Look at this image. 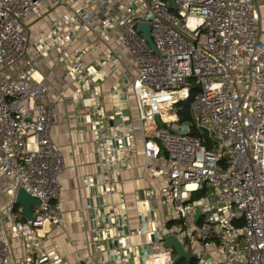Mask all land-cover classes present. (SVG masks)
Returning <instances> with one entry per match:
<instances>
[{
    "label": "built area",
    "instance_id": "2783aa9c",
    "mask_svg": "<svg viewBox=\"0 0 264 264\" xmlns=\"http://www.w3.org/2000/svg\"><path fill=\"white\" fill-rule=\"evenodd\" d=\"M174 2L176 10L170 0H0V193L8 197L0 204V264H58L46 243L64 225V163L51 138L47 78L35 60L55 56L81 90L94 84L90 97L98 104V71L85 63L92 46H79L85 32L108 46L102 60L125 66L147 168L166 179V224L157 217L146 222L142 214L145 245L153 251L156 244L166 264L176 263L163 246L169 236L194 255L187 264H264V0ZM42 13L50 14V25L36 38L30 16ZM142 24L150 26L156 49L138 31ZM112 34L123 54L111 48ZM193 80L199 89L192 103L195 128L209 146L179 126L177 114L166 122L152 107L160 97L178 95L177 108L189 98ZM149 119L152 131L146 130ZM135 135L132 124L112 132L124 162L132 159ZM163 152L166 164L159 166ZM113 160L105 145L101 173L87 183L114 195L113 207L123 206L126 215ZM20 189L41 202L30 221L16 204ZM155 196L138 194L143 212L156 214Z\"/></svg>",
    "mask_w": 264,
    "mask_h": 264
},
{
    "label": "crops",
    "instance_id": "0c3cea01",
    "mask_svg": "<svg viewBox=\"0 0 264 264\" xmlns=\"http://www.w3.org/2000/svg\"><path fill=\"white\" fill-rule=\"evenodd\" d=\"M112 35L111 48L117 55L123 54L116 44V35ZM89 45L92 50L85 63L98 71L101 91L98 104L90 97L94 84L87 82L81 90L80 84L67 75L65 65L58 63L55 56L35 60L40 73L47 78L46 103L53 113L51 138L59 147L64 163L60 175L64 225L51 232L46 250L58 264H142L145 257L147 264H166L158 246L152 245L151 251V246L144 243L148 239L141 233L142 214L146 222L157 217L164 226L165 176L152 174L147 168L137 109L129 94V80L124 78L125 66L102 60L101 55L109 53L108 46L92 32H85L79 46ZM132 65V60L127 59L126 66L131 72ZM131 124L136 129L137 144L132 159L124 162L112 132L114 128ZM105 145L112 152L114 178L121 187L126 215H123V206L113 207L117 203L114 195H107L102 187L87 183L88 178H97L101 173ZM157 164H166L164 155ZM150 191L156 195L151 202L156 214L143 212L144 205L137 199L138 194ZM149 231H153L152 224ZM172 256L175 259L174 252Z\"/></svg>",
    "mask_w": 264,
    "mask_h": 264
},
{
    "label": "water",
    "instance_id": "95a60500",
    "mask_svg": "<svg viewBox=\"0 0 264 264\" xmlns=\"http://www.w3.org/2000/svg\"><path fill=\"white\" fill-rule=\"evenodd\" d=\"M170 4L173 10L177 9L174 0H170ZM138 31L143 32L148 43L152 46L153 49H156L151 37L150 26L142 24L140 25ZM155 121L159 128L165 127V124L163 123L160 115L155 116ZM16 204L22 207V214L24 215L27 221H30L32 219L33 209L39 207L41 205V202L30 196L25 190L20 189L16 196ZM199 216L200 213L198 212L196 215V220H198ZM163 246L166 250H173L176 255L175 262H180L185 259L190 263L194 258V255L186 252L184 246L175 236L167 237Z\"/></svg>",
    "mask_w": 264,
    "mask_h": 264
},
{
    "label": "trees",
    "instance_id": "16d2710c",
    "mask_svg": "<svg viewBox=\"0 0 264 264\" xmlns=\"http://www.w3.org/2000/svg\"><path fill=\"white\" fill-rule=\"evenodd\" d=\"M199 92V89L196 86V81H192V90L190 92V96L187 100L182 101L178 107L179 110L177 111V119H178V125L179 126H188L191 128V135L194 137H200L201 139H204L205 145L209 146V143H207V138L206 136L202 135L196 128H195V120H194V115H193V110H192V103L197 96ZM170 106L175 105L174 104H169ZM173 107V106H172ZM171 112V113H170ZM168 112H161L160 115L162 116V119L166 122H172L175 120L176 117V110L175 111H170ZM154 127L153 121H147L146 122V130L152 131ZM162 155L167 158L166 152H163ZM170 227L171 224H168ZM194 263V262H191ZM175 264H181V262H176ZM183 264V263H182Z\"/></svg>",
    "mask_w": 264,
    "mask_h": 264
},
{
    "label": "rangeland",
    "instance_id": "374dc122",
    "mask_svg": "<svg viewBox=\"0 0 264 264\" xmlns=\"http://www.w3.org/2000/svg\"><path fill=\"white\" fill-rule=\"evenodd\" d=\"M51 14H54V12H51ZM31 24H29V28L30 31L33 32V34L35 35V37L37 38L39 36V33L41 32H45L48 28L50 23L48 22L50 19V14L49 13H42L41 15L38 16H30V21L32 20ZM132 71L135 73L136 72V68L134 66V63L132 61ZM129 91H130V95H133V90L131 87H129ZM132 98L134 99V96H132ZM179 96L178 95H171V96H163L160 97L158 101L153 102V109L154 111L158 112V114H160L161 112H170V111H175L176 110V114L177 111L179 110V107L175 105L170 106L169 104H174V102H176L178 100ZM134 103H135V107H136V102L134 99ZM138 113V110H137ZM171 113V112H170ZM8 202V197H6L5 195H3L2 193H0V204H5ZM17 207H20L19 205H17ZM12 231L10 228H8V232Z\"/></svg>",
    "mask_w": 264,
    "mask_h": 264
},
{
    "label": "bare ground",
    "instance_id": "6f19581e",
    "mask_svg": "<svg viewBox=\"0 0 264 264\" xmlns=\"http://www.w3.org/2000/svg\"><path fill=\"white\" fill-rule=\"evenodd\" d=\"M152 107H153V104H152ZM147 121H152L151 119L147 120Z\"/></svg>",
    "mask_w": 264,
    "mask_h": 264
}]
</instances>
